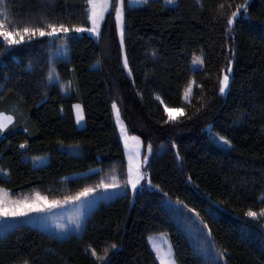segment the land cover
<instances>
[{"label": "trees", "instance_id": "1", "mask_svg": "<svg viewBox=\"0 0 264 264\" xmlns=\"http://www.w3.org/2000/svg\"><path fill=\"white\" fill-rule=\"evenodd\" d=\"M245 3L247 13L241 10L228 25ZM0 8L13 29L89 27L85 0H0ZM60 41L68 61L52 58L64 89L46 84V62ZM0 52V111L13 117L0 132L1 189L18 194L43 187L63 199L112 174L125 179L113 102L127 132L141 139L143 157L152 145L146 182L134 196L125 191L99 200L82 229L62 237L16 224L0 234V264H158L147 237L159 233L168 235L177 264H208L210 254L192 244L179 222L177 200L195 208L211 229L209 235L186 214L224 253L217 264H264V227L244 215L264 208V0L125 5L122 49L109 10L97 38L84 32L14 47L0 40ZM229 62L233 71L223 97L218 81ZM165 107L178 115L170 120ZM219 136L231 145L218 143ZM36 157L42 160L34 165Z\"/></svg>", "mask_w": 264, "mask_h": 264}, {"label": "snow or ice", "instance_id": "2", "mask_svg": "<svg viewBox=\"0 0 264 264\" xmlns=\"http://www.w3.org/2000/svg\"><path fill=\"white\" fill-rule=\"evenodd\" d=\"M144 4H148L149 0H142ZM166 4H174L176 0H165ZM85 5L88 9L87 12V21L91 22V27H84V26H66L64 23H47L46 27H18L13 29L8 22V18L5 16V12L3 8H0V40H2L8 47L20 46L25 43H31L35 39L41 37H48V38H59L63 36L65 41L71 34H78V33H93L97 37L101 35V22L105 20V14L109 12L110 8L112 7L111 0H85ZM248 4H240L236 6V11L231 13V18L227 20L228 25H232L238 14L241 10H244L247 13ZM115 26L119 31L120 35V47H124V34H125V0H115ZM231 31V29L229 30ZM50 43H54V40L50 39ZM63 49V50H62ZM56 52L58 53L59 60H63L65 62L68 61V49L66 43L64 45L56 46ZM4 55V52H0V56ZM57 61L52 58L50 53L49 59L46 62L47 67V74H46V84L51 85L53 82L59 85L61 89L66 87L65 84L60 83V75L55 69V63ZM203 63V61H201ZM123 66L128 69L129 73H131V69L128 68V60L127 56H124ZM31 67V65H29ZM233 71L231 62H229L228 66L224 69V72L219 79V93L225 94L226 90L230 88V74ZM46 94V93H45ZM77 109H80L81 106L79 104L74 106ZM112 107L116 109V122L117 125L120 126L121 129V137L124 140L125 147H128L129 139L135 141L137 146H139L140 138L137 136H133L131 138L128 137L125 127L123 126L121 119H120V112L117 108L115 102H113ZM165 111L168 113L169 119L172 120L174 117L172 116V110L165 107ZM82 115H77V123L82 120ZM10 123H13V117L11 115H7L4 111H0V132H3L6 127ZM25 132L28 131L27 128L24 129ZM219 141L223 142L224 144L231 145V141L227 140L223 136L218 137ZM27 142H25L26 144ZM25 144H21L20 147L24 148ZM149 154L152 152V145L149 144L147 148ZM138 153H132L128 157V169H127V180L125 184L122 186L118 184L113 177V182L110 184H106L101 182L100 184L96 185L95 188H84L80 192H78L75 196L71 197H64V203H68L69 201L73 202H80L83 205L88 198H90L94 193L96 195H100L97 191L98 189H103L105 192L109 189H119L124 187L125 189L130 185L131 189L135 191L137 186L140 185L141 180L145 179L141 168L144 163L147 162L148 157H145L143 161H138L136 156ZM34 159H39L36 157ZM149 186L151 185V180L147 181ZM158 187V186H155ZM167 195V194H165ZM60 201L52 200L50 203L47 202V197L41 196L39 193L35 195V197L31 200L25 199L21 200H12L4 195H0V220L6 221L9 218L15 217H26L29 216L31 213H43L50 211L52 208H55L60 205ZM176 203L180 205V209L178 210L179 215H186L187 213L193 214L197 219L200 220L201 224H203V228L207 229L208 234L211 235V229L208 228V225L203 222L202 218L200 217V213L195 208H188L183 201L177 200ZM186 210V212L184 211ZM211 211V206L209 208ZM245 216L252 218L253 220H258L260 218H264V208L260 210L259 213L252 211L249 209L247 212L244 213ZM39 219V218H38ZM16 225H9L5 224V228L11 229L15 228ZM62 230L67 233L69 231L67 225L60 226ZM76 227L79 230L80 224L77 221ZM112 248H115L116 245H111ZM107 251V249H105ZM159 253V250H157ZM93 256H96V253L93 251ZM224 253L218 252L217 255H223ZM168 255H171L169 253ZM96 259H101L99 256H96ZM161 264H175L174 259H169L166 256H161ZM208 264H217V258L214 256L212 260L208 262ZM226 264V261L224 262Z\"/></svg>", "mask_w": 264, "mask_h": 264}, {"label": "rangeland", "instance_id": "3", "mask_svg": "<svg viewBox=\"0 0 264 264\" xmlns=\"http://www.w3.org/2000/svg\"><path fill=\"white\" fill-rule=\"evenodd\" d=\"M111 4H112V7L110 8V10H112L113 16L115 19V0H111ZM174 4H166L165 0H149L148 4H144L142 2V0H125V5L129 8H159L162 6H170V5H174ZM89 27H91L90 21H89ZM86 33H88V32H86ZM88 34L91 35L93 38H97V36L93 33H88ZM117 36L119 38V43H120V35H119L118 30H117ZM64 44H65V42L60 41L56 44V46L64 45ZM56 46L52 50V53H51V55L53 57H58V53L55 50ZM192 65L195 67L198 66L199 60L197 58L194 59ZM192 85H193V82L191 81V84L187 87V89L183 95V100H187L189 98ZM226 93H227V90H226ZM226 93L220 94V95L224 97L226 95ZM77 104L78 103L73 104V107H72L74 117H75V122L77 121V115L78 114L82 115V117H83L82 109L81 108L77 109L74 107ZM171 110H172V116L173 117L178 115L179 110H176V109H171ZM112 111H113V118H114L116 130H117V134H118V137H119V140H120L121 146L123 148V152H124V158H125V164H126V178L123 179L117 175L112 174V175L107 176L108 180L104 181L103 183L110 184L113 182V177H115L116 182L123 186L127 180V169H128V157H129V155L134 153V152L138 153V155L136 156V159L138 161H143L144 158L148 156V152L146 153L145 157L142 156L143 145H142L141 139L139 142V146H137V143L135 141L129 139L128 147L127 148L125 147L124 140L121 137L120 126L117 125V122H116V109H114L112 107ZM120 119H121V117H120ZM121 122H122L123 126L125 127L122 119H121ZM76 125L78 127L82 128L84 126V118L82 120H80L79 123L76 122ZM126 132H127V130H126ZM127 135L129 138L136 136V135H132L128 132H127ZM216 139H217L218 143L224 145L223 142L219 141L218 137ZM41 160L42 159H40V158L33 160L34 161L33 164L37 165ZM144 165H145V163L143 164V166L141 168V172H142L145 179L141 180L140 185L137 186V189L139 187H141L143 185V183L146 182V172L144 169ZM95 187H93V188H95ZM97 191L100 193L99 196L94 193L90 198H88V200L83 205H81L80 202H73V201H69L68 203H64L63 202L64 198L63 199H53L47 194V189H45L43 187H39V188H36L33 190L22 191L18 194H12L11 192L0 188V195H4V196H6L12 200H21V201H23L25 199L31 200L35 197V195L37 193H39L41 196L47 197V202H49V203L52 200H58L61 202L59 206L52 208L50 211H47V212L31 213V214H29V216H26V217L9 218L6 221L0 220V234H2L4 231H6L5 224L16 225L19 223H24V224L39 228L40 230H43L45 232H48V233L56 235V236H61V237L66 236L67 234H69L71 232H79L82 229L85 217L97 205L99 200L110 199V198L115 197L117 195L123 194L125 191H129L132 196H134V193H135V191H133L131 189L130 185L126 189L124 187H121L119 189H109L106 192L103 189H98ZM75 195H73V196H75ZM178 218H179V222H181V225L183 226V229L185 230L186 235L188 236V238L192 242V244L195 242H198L197 247L201 249L202 253L206 252L207 256H208V254H210L211 258L215 256L217 258V262H221L220 261L221 260L220 255L219 256L217 255L218 252L214 250V247L211 245V243L209 241H207L206 238L203 236L202 230H201L202 227L199 226V224L196 222V220L191 216L190 217L187 215L181 216L179 214H178ZM260 220L262 223L261 224L262 227H264V218H260ZM77 221L80 224L79 230L76 227ZM61 225H67L69 231L67 233H65L62 230V228L60 227ZM147 244L149 246V249L152 251V253H153L158 264H161V259H160L161 256H166L169 259L175 260L174 251H173L172 245L169 241L168 235L166 233H159V234H154V235L148 236L147 237ZM157 250H159V253ZM169 253H171V255H168ZM22 264H29V263L26 262V263H22ZM175 264H177L176 261H175Z\"/></svg>", "mask_w": 264, "mask_h": 264}]
</instances>
